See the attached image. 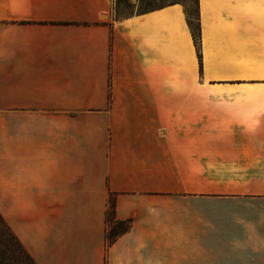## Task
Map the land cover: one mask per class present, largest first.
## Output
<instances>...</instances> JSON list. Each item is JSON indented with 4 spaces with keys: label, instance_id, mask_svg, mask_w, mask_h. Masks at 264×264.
Segmentation results:
<instances>
[{
    "label": "crops",
    "instance_id": "0c3cea01",
    "mask_svg": "<svg viewBox=\"0 0 264 264\" xmlns=\"http://www.w3.org/2000/svg\"><path fill=\"white\" fill-rule=\"evenodd\" d=\"M198 12L201 68L180 4L0 0V214L35 264L264 246V0ZM110 195L131 226L107 247Z\"/></svg>",
    "mask_w": 264,
    "mask_h": 264
},
{
    "label": "trees",
    "instance_id": "16d2710c",
    "mask_svg": "<svg viewBox=\"0 0 264 264\" xmlns=\"http://www.w3.org/2000/svg\"><path fill=\"white\" fill-rule=\"evenodd\" d=\"M180 4L183 7L184 14L186 16L187 24L191 32V36L196 47L197 57L201 68V53H200V29H199V12H198V0L194 4H191L190 0L183 2L174 1L165 5H161L155 8H151L145 12L158 10L169 5ZM129 17V16H128ZM125 18V17H124ZM116 20L119 18L115 15ZM106 246L110 247L118 237L125 234L131 226L130 220L119 221L115 216V201L112 195L109 196L108 209L106 212ZM0 264H35L29 253L20 243L18 238L14 235L10 227L5 222L4 218L0 214Z\"/></svg>",
    "mask_w": 264,
    "mask_h": 264
},
{
    "label": "rangeland",
    "instance_id": "374dc122",
    "mask_svg": "<svg viewBox=\"0 0 264 264\" xmlns=\"http://www.w3.org/2000/svg\"><path fill=\"white\" fill-rule=\"evenodd\" d=\"M113 13L119 18H124L145 12L151 8L165 5L169 2L185 0H111ZM194 4L196 0H190ZM258 247H256L257 249ZM226 264H264V246L253 250L252 246H245L243 254L229 251Z\"/></svg>",
    "mask_w": 264,
    "mask_h": 264
}]
</instances>
